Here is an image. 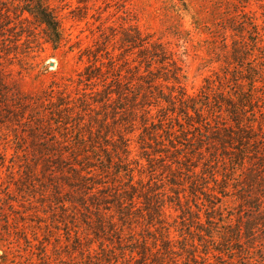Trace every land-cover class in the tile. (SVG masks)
Returning <instances> with one entry per match:
<instances>
[{"label":"rangeland","instance_id":"1","mask_svg":"<svg viewBox=\"0 0 264 264\" xmlns=\"http://www.w3.org/2000/svg\"><path fill=\"white\" fill-rule=\"evenodd\" d=\"M47 1L64 31L65 40L56 49L46 42L43 27L33 16L19 14L25 3L0 0V264H90V258L102 249L130 256L137 250L135 243L144 238L151 247L156 229L150 225L143 199L151 190L164 205L163 218L171 226V237L180 242L183 236L196 238L199 225L175 203L174 192H183L180 186L188 180L187 174L159 155L148 162L143 158L152 152L139 149V144L152 148L158 144L166 152L189 156L197 142L193 133L189 141L176 139L175 133V149L165 133L150 140L140 124L132 128L128 135L131 164L127 165L134 171V182L144 187L134 201L132 228L122 226L107 204L101 213L114 229L103 230L98 237L89 228L96 219L92 208L72 203L71 198L79 200L81 195L65 183L53 164L49 169L44 165L59 157L67 167L74 153L100 151L106 144L112 151L116 139L103 130L109 126L107 131L114 132L118 97L107 101L99 95L114 81L122 57L132 60L144 49L128 43L132 38H140L146 46L163 45L180 67L183 88L194 97L208 80L230 85L224 73L235 41L245 45L244 51H252L251 60L257 63L264 47V0ZM258 39L263 41L255 46ZM118 170L115 167L108 174L93 170L90 176L98 185L88 195L101 197L108 187L126 185L125 173L119 175ZM188 186L184 196H189ZM226 204L225 215L236 214V203L228 200ZM190 205L196 213L202 210L203 222L210 216L208 203L190 201ZM175 246L174 253L181 255L177 252L181 244ZM242 255L235 253V260ZM252 258V264H260L259 255Z\"/></svg>","mask_w":264,"mask_h":264},{"label":"trees","instance_id":"2","mask_svg":"<svg viewBox=\"0 0 264 264\" xmlns=\"http://www.w3.org/2000/svg\"><path fill=\"white\" fill-rule=\"evenodd\" d=\"M20 2L25 4L18 11L19 14L26 12L33 16L43 27L46 42L55 49L59 48L65 40L64 31L49 2ZM131 41L128 43L144 49L132 60L122 57L114 81L99 95L107 101L113 95L118 97L114 101L118 103L117 109L115 107L117 118L114 132L107 131L109 126L103 130L106 134H113L112 138L116 139L110 146L112 151L105 148L109 146L106 144L100 151L74 153L71 155L72 164L67 166L69 168L63 166L64 162L59 157L52 163L45 162L44 166L49 169L53 164L65 183L81 195L79 200L71 198L72 203L77 201L75 203L84 208H92L96 219L89 228L98 237L103 230L114 229L113 222L107 223L101 213V207L105 208L107 204L113 207L122 226L132 228L134 201L140 197L139 191L144 189L142 182H134V171L129 169L131 160L128 159L132 150L128 135L132 128L138 129L135 125L140 124L144 136L150 140L161 137L158 136L160 132L165 133L169 145L175 149L172 141L175 133H178L176 139L186 141L193 133L192 138L197 142L194 154L190 152L189 156L166 152L158 144H155L157 148L139 144V149L152 152L146 157L140 156L148 162H151L152 156L159 155L161 159H169L171 164H176L180 171H185L188 180L180 186L183 192H174L175 203L181 205L183 214L189 215L200 230L197 229L196 238L192 236L187 240L183 236L181 242L171 237V226L163 218L164 205L159 194H154L148 188L147 191L152 192L149 195L144 193L143 199L151 218L150 225L156 229L151 238L153 246H148L144 238L135 243L137 250L130 252V256H126L125 252L116 254L102 249L96 257L90 258V264H168L171 260L176 264H212L211 260H215V264H235L236 261L237 264H252L254 254L259 255L260 264H264V47L256 63V60H251L252 54L249 52L252 51H244L242 48L245 45L241 46L235 41L230 53L231 62L226 67L228 71L224 73L229 77L225 79L230 85L225 86L222 80H208L207 87L191 97L183 88L178 63L163 45L154 43L146 46L140 38L134 41L132 38ZM260 41L263 40L258 39L254 45ZM231 65L233 71L230 72ZM123 73H127L128 77ZM88 79L92 81L94 78L88 76ZM85 103H89V100H85ZM154 109L157 111L155 115ZM139 114L140 121L137 123ZM174 122L176 125L172 128ZM94 143L99 145L98 142ZM139 163L140 160L135 159L134 164ZM115 167L119 169V175L125 173L127 184L108 187L105 189L107 192H100L101 197L89 196L88 191L96 190L94 187L98 185L90 176L92 171L108 174ZM199 168V171L195 170ZM187 184L189 196H184ZM201 200L209 204L207 211L210 216H205V222L201 218L202 210L198 209L196 213L190 205V201L198 203ZM226 200L236 203V214L225 215L228 208ZM217 222L218 225H215ZM204 225H207V229H203ZM178 243L181 247L177 252L181 255L174 253L175 244ZM238 252L243 255L235 260V253Z\"/></svg>","mask_w":264,"mask_h":264}]
</instances>
